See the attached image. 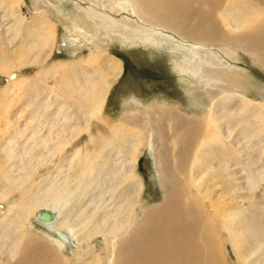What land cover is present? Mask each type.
Instances as JSON below:
<instances>
[{"label":"rangeland","instance_id":"374dc122","mask_svg":"<svg viewBox=\"0 0 264 264\" xmlns=\"http://www.w3.org/2000/svg\"><path fill=\"white\" fill-rule=\"evenodd\" d=\"M18 2L19 5L14 4L12 11L18 13L27 27L31 26V20L37 16L35 7L40 11L43 9L42 12L45 15L43 24L34 22V24H40L43 27V34L34 38L26 36L27 32L24 30L26 26L19 27L17 34L13 30L10 32L12 34L9 33L6 36L5 25L11 24L12 20L11 18L5 20L0 18L2 25L0 26V34H2L0 44L4 45L1 46L0 56L6 59L5 67L7 69L4 72L0 71V193H2V185H4L1 175L6 173L7 165L18 166L21 164L17 154L22 152H26L34 160H37L40 155L48 156L46 159H51L52 164L47 168L55 172L56 168L53 165L62 160H68L73 155V151L78 149L80 157H75L71 165H75L87 151L90 154L88 159L91 162L88 169L98 167V164L102 163V160L96 159L99 147L87 144L88 138L89 135L97 139L102 136L104 139L110 138L109 128H114L119 134L113 141V149L105 152L107 165L109 164L111 169L118 165L129 167L134 144L129 141L124 143L122 137L134 132L133 139H136V143L139 144L138 159L133 169V176L127 179L126 185L121 184L120 187L132 189L134 187L133 180L141 181L144 191L136 209V218H140V209L143 207L146 210L149 209L153 215L152 226L159 222L158 219L161 218L164 210L165 193H167L172 200L173 197H176L174 200H178L174 203L177 217L188 221L190 227L191 224L193 225V228L191 227L193 229L191 233V264H264V210L262 209L264 206V177L257 181L259 183L254 190H250L251 187L245 183L246 174L237 175L241 179L244 178V181L238 180L237 176L232 175L244 167L248 171V168L251 167L250 170L255 172L256 176L264 175V106H256L252 109L251 106L241 105L239 100L227 101L222 98L217 101L218 105L216 104L214 116L211 117L215 118L218 124L213 123L204 118L210 108L209 96L206 92L209 79L199 76L192 77L188 72L199 69L198 73L200 74V72L208 73L209 70L210 72L217 71V68L220 69V67V70H225V67L231 69L237 75L233 76L240 84L239 92L248 99L264 105V28L247 32L250 30L248 27L242 30L243 36L238 34L230 36L226 31L227 21H221L220 18L218 20L215 16L216 10L210 8L209 3L200 6L194 2L190 4V7L185 5L184 9H172L173 18L183 28L190 29L189 32L205 29L211 33L213 46L210 47V51L224 61L219 64V61L213 60L214 58L208 57L205 59L206 62L193 55L192 49L199 48L194 42H182L172 33L162 30L148 33L149 30L153 31V28L143 23L140 15H137L136 7L129 4L130 1L128 3L123 0L116 1L118 5H116L115 11L111 12L105 8L106 4L110 2L109 0H20ZM220 2L222 10L226 14L228 11H233V7H236L237 4L249 3V0H221ZM1 3L3 4L0 5V14L2 15L7 3L4 0ZM228 7L231 9L229 10ZM91 9L99 13H97V16L100 17L99 20L86 18L85 13H91ZM240 14L246 17L245 20H248L249 23H254L253 18L248 17L246 13L241 12ZM102 17L108 18V21L114 18L117 22L119 19L130 18L129 20L136 23L142 31L143 27L147 30L146 33L130 31L122 29L120 25L109 28L101 22ZM254 21L256 24L254 23L252 27L255 28L259 23L256 18ZM70 23L73 28L76 27V24H80L85 31V38L74 34ZM33 33L37 34L38 30H33ZM51 34H53V38H51ZM14 36L13 45L16 44L18 49L10 52L15 46L13 48L11 45L8 46L6 39ZM31 41H34L35 45H30ZM20 43L21 46L23 43L28 45L23 52L19 49ZM218 46L223 48V52ZM231 46L235 48H230ZM202 49L205 50L206 47H202ZM99 50L103 51L102 54H99L100 56L120 61L122 72L110 86L106 94L107 98L105 97L100 114L97 116L88 114L89 108L86 106L90 103L86 101L79 109L78 105L83 99L75 98L76 94L73 90L75 81L81 80L79 59L88 54L97 56ZM188 61H193V63ZM59 65L63 67L55 73L42 74L46 69ZM1 66L2 64H0ZM179 66L185 68V71L178 70ZM215 66L217 67L214 68ZM76 70L79 74L76 73ZM7 87L10 89L8 90ZM152 107L157 111L163 109L168 112L169 117H171L172 111L184 121L194 120L192 123H200L203 127L202 135L205 140L207 142L209 139L212 140L209 145L207 144L208 146H204V152L200 155L204 158L201 167L209 166L212 169L210 168L206 173L200 172V169L195 170V187L191 188V193L182 189L178 193L174 188L164 187L156 172L158 166L153 163L154 154L160 150V143H152L153 149L151 145L144 144L145 140L143 136H139L140 131H138V127H140L138 125H142L140 122H137L134 127L128 126L127 119L135 117L143 120L144 114L153 112ZM235 112L238 113L237 116ZM68 114L73 115L68 125L75 126L80 133L75 134L68 131L57 136V140L48 137L42 142L41 140L50 131L51 124L49 123L55 120L61 127L64 124L63 117ZM87 119H89V130L85 132L82 129ZM182 120H177L176 124L181 122L183 125L185 122ZM156 122L160 128L164 124ZM166 124L172 125L171 120ZM37 127L38 130H36ZM56 130L53 128L52 132L54 133ZM161 131L164 132L163 127ZM165 131L167 132V128ZM23 132V137H20ZM36 132L39 134L37 138L34 137ZM165 135L168 136V134ZM211 137L215 138V141ZM155 140L157 141L156 138ZM42 143L43 145H41ZM46 143L54 149L53 156L43 149ZM167 144L170 145V143L166 141L165 152L168 156L167 162H170ZM22 145H25L24 150ZM118 151L121 153L118 154ZM8 156L13 159L6 161ZM36 163L34 161L27 166L34 168L30 182L25 185L28 188L25 196L28 195L29 198L38 190L45 189L47 185L45 181H35L38 169L39 174L46 173L42 169L46 166L40 162V165L36 166ZM167 171L172 174L170 170L167 169ZM257 172L258 174H256ZM68 173L73 174L75 170H69ZM97 173L96 179L100 186L95 189L97 182H93L91 192L94 193L91 195L89 192L88 197L94 198L96 201L101 199L104 202V207L118 206L101 185L106 180L105 173L99 168H97ZM60 176L63 177V174L60 173ZM173 176L178 179L176 175L173 174ZM198 177L201 180H198ZM207 188L209 190H206ZM6 191L9 193H7V199L0 202L1 215L10 202H20L22 199V189L15 191L13 186L8 185ZM78 203V201L73 203L71 219L77 224L86 223L84 233L81 235L85 237L91 232L92 226H96L104 220L101 219L103 212H98L94 217L89 218L87 210L81 212L82 203ZM186 203L191 204L189 212L185 207ZM23 219V215L15 217L11 226L4 223L2 228L3 230L5 228L13 230L17 225L16 222L22 221V231L27 237L17 244L21 252L22 244L33 237L35 253L26 258L28 260L26 264H52L55 260L56 264H89L88 262L93 259L94 255L100 256L102 264L112 263L106 258V245L108 244L106 238L93 239L97 242L93 245L95 250L84 257H80L79 254L86 252L87 245L81 242L75 248H69L62 252V257L59 259L52 251L55 248L51 249L50 241L39 231L40 228L34 225L33 227L31 220L29 223H24ZM108 219L113 221L110 217ZM224 220H228L227 223L223 224ZM223 226L234 229L235 243L228 238ZM2 232L0 228V236ZM98 234L96 233L92 237ZM11 239L14 240V237ZM98 240L102 241L98 242ZM259 245L262 246L260 254H253ZM2 250H0V254ZM124 254V250L118 249L117 255L120 264ZM2 261L0 255L1 264H3ZM90 264L95 263L92 261Z\"/></svg>","mask_w":264,"mask_h":264},{"label":"bare ground","instance_id":"6f19581e","mask_svg":"<svg viewBox=\"0 0 264 264\" xmlns=\"http://www.w3.org/2000/svg\"><path fill=\"white\" fill-rule=\"evenodd\" d=\"M1 1L3 0H0V5L2 4ZM18 1L20 0H4L7 5L4 7L2 15L0 14V18H2L3 20L11 18L12 20L11 24L5 25L6 29L4 30L6 36L9 35V33L13 30L17 34L19 27L26 26L24 25L25 21L19 17L18 13L12 11L14 4L17 5L19 3ZM109 1L110 2L106 4V7L102 4L103 7L107 8L110 12L113 10L115 11L116 5H118L117 2H119L120 0ZM123 1H127V3L130 1L129 4L136 7L138 11L137 15H140V18L141 20H143V23L146 26L153 28V31L149 30L150 32L148 31V33H154L156 30H162L166 33H172L182 42H194L199 48L192 49V53H194L193 55H196L197 58L200 60H205L208 57L214 58L213 60L216 59L217 61H219V64L220 62L222 64V62L224 61H222V59L217 54L211 53L212 51H210V47L213 46V40L210 37L211 33L206 31L205 29H201L196 32H189L190 29L183 28V26L180 25L173 18L174 13L172 12V9H184L185 5L190 7V4L194 2L198 3L200 6L205 3H209L210 8H214L213 10H216L217 13H215V16L217 17V19L219 20L220 18L221 21H227L226 31L227 34L230 36H234L235 34L243 36L242 30L248 27L250 28V30H248L247 32L258 31L264 28V0L263 2H261V0H249V3L247 2L242 5L237 4V6L235 4L236 7H233V11H228V13L226 14H224L222 10V3L220 2L221 0ZM228 8L229 10L231 9V7ZM35 9L37 11L36 18L32 17L33 19L30 22L31 26H29L30 28L26 26L24 29L25 32H27L26 36L30 38H34L35 36H40L39 34H43V27H41L40 24L44 23L45 13L42 12L43 9L41 11L36 7ZM240 11L246 13L248 17L253 18L252 21L255 24L256 22L254 21V19L256 18L259 23L257 27H252L254 23H249L248 20H245L246 17H243V15L240 14ZM97 13L98 12L93 11L91 9V13H85L87 16L86 18L99 20L100 17L97 16ZM107 19L102 17L101 22H103L109 28H113L115 25H120L122 29H127L130 31H141L143 33H146L147 30V28L143 27L142 31L136 23L131 22L129 20L130 18L119 19L118 22L114 18H109L110 21H108ZM34 22L40 24H34ZM0 26L2 25L0 24ZM71 26L74 34L85 38V31L82 29L80 24H76L75 28H73L72 24ZM36 29L38 30V33L34 34L33 30ZM1 35L2 34H0V37ZM195 36L197 37L194 38ZM51 38H53V34H51ZM143 39L148 40L146 38ZM14 41L15 36L6 39L8 46L11 45V48L15 46V48L11 49L10 52H14L16 49H18V47H16V44L13 45ZM29 44L35 45L34 41L29 42ZM45 45L47 44L45 43ZM1 46L4 45L0 44V55ZM27 46L28 45L25 43H23V45L21 46L20 43L19 49L21 50V52H23ZM202 47H206V49L203 50ZM218 47L220 48L221 46ZM230 48L234 49L235 47L231 46ZM220 50L223 52L222 47L220 48ZM102 52L103 51L99 50L97 56L88 54L87 56L81 57L79 59V64L81 66V80L75 81V87L73 90L76 94L75 98L78 97L79 99H83L80 101V106L78 105V107H80L79 109L83 107L82 104L84 103V101H86L90 103L88 106H86L87 108H89L88 114L97 116L100 114L102 105L104 104V100L107 98L106 94L110 86L112 85L113 81L120 76L122 72L120 61L110 60L103 56H100L99 54H102ZM205 61L207 62V60ZM5 62L6 59L0 56V64H2V66L0 67V71L4 72L7 70L5 67ZM29 63L31 62L29 61ZM190 63H193V61ZM199 64H201L200 61ZM62 67V65L52 66L51 68H48L43 71L42 74H53L58 71L59 68L61 69ZM216 67L217 66H215L214 68ZM86 69H88L89 71H84ZM220 69L217 68V71L214 72H210L209 70L208 73L200 72V74L198 73L200 71L199 69L188 71L192 77L199 76L206 77V79H209L207 83L206 92L209 96L210 108L208 107V113H206V116L204 115L205 119L211 120V122H215L216 124H218L216 119H213L211 117L214 116L213 114L217 101L222 98L226 99L227 101L231 99L239 100V103L241 105L251 106L252 109H254L256 106H264L259 102H254L253 100L248 99L244 94H241V92H239L241 88L240 84L236 81L234 77L237 76L235 75V73H233L234 71H231V69H226V67L225 70ZM178 70L185 71V68L179 66ZM76 73H78L77 70ZM9 89L10 88H8V90ZM152 109L153 112L146 113L143 115V120H140L135 117L127 119L128 126L134 127L137 122H140L142 125H138L140 126L138 127V131H140L139 136H143L145 140L144 144L148 146L152 143H160V150L154 154V159L156 161L153 160V163L158 166L156 172L159 175V181L162 182L164 187H171V189L174 188L175 191H177L178 193H180V189L187 193H191V188L195 187V170L200 169V172L206 173L211 168L209 166H205L204 168L201 167L204 163V158L200 157V155L204 152V146H208L212 142V140L209 139L208 142L205 140L202 135L203 127L200 123H192L194 120L184 121L172 111L171 117H169L168 112H165L163 109L159 111L155 110L153 107ZM235 115L237 116L238 113L235 112ZM72 116V114L64 116V124L61 127L55 120L50 122L49 124L51 125L50 131L49 133H47L48 136L46 134L45 138H43L41 141L44 142V140L48 137L55 138V140H57V136H59L60 134L62 135V133H67L68 131H71L75 134H79V129H77L73 125H68L71 119L73 118ZM88 120L89 119L85 120L82 131L88 132ZM170 120L172 122V125L166 124ZM177 120H182L186 124L184 123L183 125H181V122L179 124H176ZM156 121H158L159 123H164L161 126V128L163 127L164 132L161 131V128ZM53 128L57 129L54 133L52 132ZM165 128H167V132L165 131ZM36 130H38V127ZM258 131L262 132L260 130ZM108 132L110 138L107 139H104L103 136L97 139L94 138L92 135H89L87 144H93L97 148L99 147V152L96 155V159L98 158V160H102V163H99L98 167H94L91 170L88 169V165L91 162L88 159L90 157V154L87 151H85L84 155L80 158V160L77 161L75 165H71V162L74 160L75 157H80V152L78 151V149H75L73 151V155L68 160H62L60 163L53 165L55 166L54 168H56L55 172L47 168L52 164L51 159H46L48 156L43 157L40 155L37 160H34L26 152L17 154L19 162L21 163L20 165H7L8 167L6 173L1 175V179L4 180V185H2L3 183L1 184L3 189L1 190L2 193H0V202H4L8 197L9 193L8 191H6L8 190V185L13 186L15 191L22 189V199L20 202H10L7 205L6 209L3 211V214H0V228L3 231L2 235L0 236V250L3 249L0 255L2 256L3 264H26L28 263V260L26 258H29L35 253V249L33 248V237L27 239L25 244H22V252L19 250V247H17V244L20 243L23 238L27 237V235L22 231V221L16 222L17 225L14 227L15 229L13 230H10L9 228H5V230H3L2 228V225L4 223H8V225L11 226L13 219L20 215L24 216V223H29L31 220L32 226L34 225L35 227L40 228L39 231L42 232L41 234L44 235L45 238L48 239V241H50V245H52L51 249L52 247L55 248L52 249V251L54 252L55 257L57 258L62 257V252L66 251L69 248H75L81 242H84L87 245L86 252L79 254L80 257H84L88 255V253L93 252V250H95L93 245H95L97 242L93 241V239L97 240L106 238V241H108V244L106 245V258L112 262L111 264H120L118 261L119 256L117 255L118 249L125 251L124 256L121 258V264H191V233L193 232V225L191 224V228L188 221L177 217L174 203L178 202V200H174L176 197H173V202L169 194L165 193L166 200L164 202V210L162 211L163 214L161 218L158 219L159 222H156V224H154L153 226L151 225V219H153V215L150 213L151 211L149 209L146 210L142 207V209H140V218H136V209L140 203L142 192L144 191L143 185L141 184V181L137 182L135 178H133L135 180H133L132 184H134V187L132 189L126 187L121 188L120 185H126L125 183L127 182V179H129L130 176H133V169L136 166V162L138 159L137 157L139 153V144L136 143V139H133V137L135 136L134 132L130 133L127 136H123L122 139H124V143L126 141H129L130 143L134 144L131 150V152H133L132 159L129 161V167H125V165H118L114 169H111L108 166L109 164L107 165L106 163L105 152L107 150L113 149V141L119 133L114 128H109ZM36 133L37 134H35L34 137L37 138L39 137V134L38 132ZM165 134H168V136H166ZM23 135L24 132L21 133L20 137H23ZM155 138L157 139V141L155 140ZM213 139L215 141V138ZM166 141L170 143V145L167 144L170 162H167L168 156L165 152ZM41 145H43V143ZM24 146L25 145H22L23 150ZM43 149L47 150V153L49 155L55 154L54 149L49 147L47 143L44 144ZM2 151H5V149H2ZM117 153L120 154L121 152L118 151ZM6 159V161H9L13 158L10 159V157L8 156L6 157ZM34 161L35 163L39 161L44 166H46V168H42L46 171V173L39 174V169L36 171L37 177L35 181H45L47 182V185L45 189L38 190L36 193H34V195L29 198L28 195L25 196V192L28 190L25 185L30 182L34 174V168H28L27 166ZM39 162L36 163V166L40 165ZM14 167L16 169H12ZM65 168L66 170H64ZM97 168L101 169V171H103L106 176V180L101 183V185L104 186L105 192L111 195V200L115 201L118 206L114 205L112 208L104 207V202L101 199L96 201L94 198L88 197L89 192L91 195H93L94 193L93 191L91 192V189L93 188V182H97V186L94 187L95 189L100 186L96 179V176L98 175ZM250 168H248L249 171L245 169V167L243 169L241 168L239 172H235L232 175L237 176L239 174H246L247 177L245 178V183L251 187L250 190H254L255 186L259 183L257 181L260 178H263L264 175L256 176L255 172H252ZM73 169L75 170V173H68L69 170L72 171ZM167 169L170 170L172 174L168 173ZM60 173L63 174V177L60 176ZM173 174L176 175L178 179H176ZM256 174H258V172ZM239 176L236 177L238 180H245L244 178L241 179ZM198 180H201V178L198 177ZM28 186L31 187L32 185ZM206 190L209 189L207 188ZM76 201L79 202L78 204L82 203L80 207L81 212L87 210V216L89 218L94 217L98 212H103L101 219L104 220L100 221V223H98L96 226H92L91 232L88 233L85 237H82L81 235L84 233V227L86 223L77 224L74 220L71 219V210L73 209L72 206L73 203ZM190 205V203L185 204V207L188 212ZM37 206L41 207L39 208ZM262 209L264 210V206H262ZM40 211H47L52 213L54 215L52 221L46 222L41 220L39 216ZM109 217L112 218L113 221H109ZM216 217H218V214H216ZM227 221L228 220H224L223 224L227 223ZM223 230L226 232L228 238L235 243L236 238L234 236V229H231L230 227L226 228L225 226H223ZM16 233L19 234L17 235ZM96 233H99L100 235L98 234L97 236L92 237ZM12 237H14V240L11 239ZM101 241L102 240H98V242ZM233 245L236 249L235 244ZM32 248L34 249L33 252ZM261 248L262 246L259 245L257 250L253 254H260L259 251ZM48 253L50 254V252ZM92 261L95 264H102V259L99 255H94L93 259H91L88 263L90 264ZM52 264H56V260Z\"/></svg>","mask_w":264,"mask_h":264},{"label":"water","instance_id":"95a60500","mask_svg":"<svg viewBox=\"0 0 264 264\" xmlns=\"http://www.w3.org/2000/svg\"><path fill=\"white\" fill-rule=\"evenodd\" d=\"M40 219L46 222L52 221L54 215L47 211H40L39 212Z\"/></svg>","mask_w":264,"mask_h":264}]
</instances>
